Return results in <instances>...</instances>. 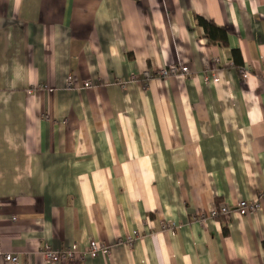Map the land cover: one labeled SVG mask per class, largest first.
Wrapping results in <instances>:
<instances>
[{
    "label": "crops",
    "instance_id": "obj_1",
    "mask_svg": "<svg viewBox=\"0 0 264 264\" xmlns=\"http://www.w3.org/2000/svg\"><path fill=\"white\" fill-rule=\"evenodd\" d=\"M89 240L110 253L81 260ZM45 245L264 264V0H0V264H47Z\"/></svg>",
    "mask_w": 264,
    "mask_h": 264
},
{
    "label": "built area",
    "instance_id": "obj_2",
    "mask_svg": "<svg viewBox=\"0 0 264 264\" xmlns=\"http://www.w3.org/2000/svg\"><path fill=\"white\" fill-rule=\"evenodd\" d=\"M212 67V65H210ZM210 67V68H211ZM243 79L246 78L247 74L245 71L241 72ZM189 74V70L186 66L184 65H176V66H169L167 68H162L158 70L157 72V77L159 78H167L170 76H186ZM145 79H150L151 76L148 73L144 74ZM212 81L217 82L218 78L216 77V74H213L212 76ZM67 85L70 87L72 85L71 80H67ZM91 85L90 82L86 83L85 86L89 87ZM237 212L241 215H248L253 212H256L260 209V203L259 202H246V201H240L237 204V207L235 208ZM232 212V208L226 206V205H221L218 208H213L210 211V216L212 218L216 217H223L225 219H228L230 214ZM199 220H204L203 215L198 216ZM165 229H170L172 226L165 224L164 226ZM133 242L132 238H129L128 241L126 242L128 245H130ZM40 253L44 259V261L47 264H56V263H69L74 260H76L77 253L75 251V248H67L63 250H55L52 249L50 246L45 245L41 248ZM110 253V248L106 246L103 243H100L96 240H89L88 245L86 250L82 253V256H80L81 260H84V258L89 257V258H96L99 254H109ZM3 258L6 262L10 264H16L18 259L16 256H12L10 254H5L3 255Z\"/></svg>",
    "mask_w": 264,
    "mask_h": 264
},
{
    "label": "trees",
    "instance_id": "obj_3",
    "mask_svg": "<svg viewBox=\"0 0 264 264\" xmlns=\"http://www.w3.org/2000/svg\"><path fill=\"white\" fill-rule=\"evenodd\" d=\"M139 1V0H134ZM196 23L203 28L204 33L211 43L218 44L220 46L226 45V33L223 28L216 26L210 21L205 20L202 17H196ZM233 60L237 64L238 52L232 50Z\"/></svg>",
    "mask_w": 264,
    "mask_h": 264
}]
</instances>
